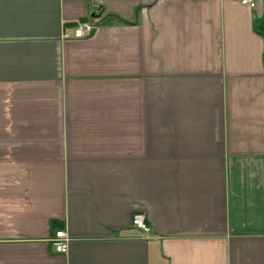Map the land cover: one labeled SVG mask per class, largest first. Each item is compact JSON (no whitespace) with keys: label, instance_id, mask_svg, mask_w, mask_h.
<instances>
[{"label":"crops","instance_id":"crops-1","mask_svg":"<svg viewBox=\"0 0 264 264\" xmlns=\"http://www.w3.org/2000/svg\"><path fill=\"white\" fill-rule=\"evenodd\" d=\"M254 1L0 0V264H264Z\"/></svg>","mask_w":264,"mask_h":264},{"label":"built area","instance_id":"built-area-1","mask_svg":"<svg viewBox=\"0 0 264 264\" xmlns=\"http://www.w3.org/2000/svg\"><path fill=\"white\" fill-rule=\"evenodd\" d=\"M242 5L250 8H255L256 3L254 0H240ZM96 29V26L91 22H75L72 34L66 33L64 37L73 39H84L90 37ZM132 225L137 229L142 230L145 233L150 231V228L145 222V218L142 214H134L132 217ZM70 238L63 231L56 232L52 239L54 250L58 253H65L68 248Z\"/></svg>","mask_w":264,"mask_h":264},{"label":"trees","instance_id":"trees-1","mask_svg":"<svg viewBox=\"0 0 264 264\" xmlns=\"http://www.w3.org/2000/svg\"><path fill=\"white\" fill-rule=\"evenodd\" d=\"M254 29L264 39V16L255 21Z\"/></svg>","mask_w":264,"mask_h":264}]
</instances>
